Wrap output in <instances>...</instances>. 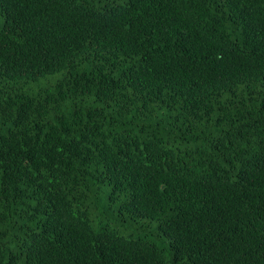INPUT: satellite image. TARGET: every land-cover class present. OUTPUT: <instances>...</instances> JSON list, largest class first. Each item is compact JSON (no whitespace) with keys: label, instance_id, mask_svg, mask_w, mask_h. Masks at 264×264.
<instances>
[{"label":"trees","instance_id":"trees-1","mask_svg":"<svg viewBox=\"0 0 264 264\" xmlns=\"http://www.w3.org/2000/svg\"><path fill=\"white\" fill-rule=\"evenodd\" d=\"M0 16V264H264V0Z\"/></svg>","mask_w":264,"mask_h":264},{"label":"rangeland","instance_id":"rangeland-1","mask_svg":"<svg viewBox=\"0 0 264 264\" xmlns=\"http://www.w3.org/2000/svg\"><path fill=\"white\" fill-rule=\"evenodd\" d=\"M96 3H100L99 1H97ZM3 23V17L0 16V25ZM43 82H37L34 83L30 86L27 87V91L29 92H36L39 88V86L42 84ZM125 226H122V232L123 233H132L134 234V236L137 235H143L146 236L149 239H156L157 242L164 247H169V240L168 238H166L163 235H156L155 236V227H156V222H153L152 226L151 225H147L145 226L144 222H133L130 220H123V222Z\"/></svg>","mask_w":264,"mask_h":264}]
</instances>
